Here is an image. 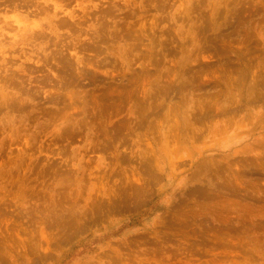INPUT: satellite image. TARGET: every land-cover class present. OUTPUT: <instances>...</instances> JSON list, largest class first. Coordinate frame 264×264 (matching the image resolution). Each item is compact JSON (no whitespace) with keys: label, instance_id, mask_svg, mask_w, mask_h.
Here are the masks:
<instances>
[{"label":"rangeland","instance_id":"1","mask_svg":"<svg viewBox=\"0 0 264 264\" xmlns=\"http://www.w3.org/2000/svg\"><path fill=\"white\" fill-rule=\"evenodd\" d=\"M0 264H264V0H0Z\"/></svg>","mask_w":264,"mask_h":264}]
</instances>
